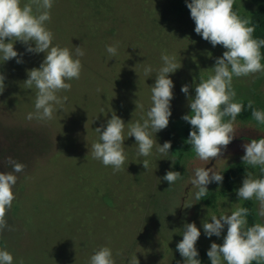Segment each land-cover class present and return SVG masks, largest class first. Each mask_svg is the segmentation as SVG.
I'll use <instances>...</instances> for the list:
<instances>
[{
	"label": "rangeland",
	"instance_id": "obj_1",
	"mask_svg": "<svg viewBox=\"0 0 264 264\" xmlns=\"http://www.w3.org/2000/svg\"><path fill=\"white\" fill-rule=\"evenodd\" d=\"M233 10L251 17L253 36L264 39V0H234ZM50 16L46 26L53 43L83 49L81 74L68 81L70 90L57 93L67 100L52 120H29L35 90L24 81L44 54L25 53L20 64L15 59L0 63V171H11L9 158L25 165L16 173L14 200L4 217L12 230L0 232V248L13 255V264H88L102 246L112 249L115 264H183L176 244L184 224L195 221L200 227L208 210L230 214L243 206L236 189L246 171L260 176L259 168L245 166L241 156L243 143L264 136L247 106L252 101L253 108L264 111V72L233 78V100L244 106L233 122L234 139L218 157L202 161L185 142L191 126L181 116L190 108L180 88L188 84L194 96L195 83L212 72L225 49L195 33L185 0H54ZM109 44L117 45L116 57L106 52ZM14 47L24 52L19 41ZM162 53L182 63L170 74V122L156 136L152 133L160 144L171 141L170 152L160 154L154 145L149 157H137L134 137L125 135L126 160L114 172L91 156V144L99 138L95 129L113 112L125 123L141 120L151 105L150 88ZM261 53L264 64V47ZM147 65L152 76L144 72ZM142 159L150 161L147 170ZM203 166L223 171L224 180L209 184L207 195L196 201L191 179L194 169ZM169 170L181 173L171 186L162 179ZM251 201L254 223H264L256 214L259 203ZM212 241L222 243L223 234L207 238L201 227L196 246L202 264H210L206 252Z\"/></svg>",
	"mask_w": 264,
	"mask_h": 264
},
{
	"label": "clouds",
	"instance_id": "obj_2",
	"mask_svg": "<svg viewBox=\"0 0 264 264\" xmlns=\"http://www.w3.org/2000/svg\"><path fill=\"white\" fill-rule=\"evenodd\" d=\"M185 2L195 24V33L213 47L220 45L225 49L215 59L212 72L207 77L201 75L199 82L195 83L194 96L189 94L188 84L180 88L188 97L190 108V112L181 116L191 126L185 142L191 145L196 158L209 162L218 157L234 139L233 122L244 107L242 103L233 100L236 96L232 87L233 78L264 72V64L261 63L264 39L253 36L255 25L251 17L239 16L233 10L234 0ZM53 3L54 0H28L27 3H22V0H0V63L15 59L20 64L23 63L25 53L44 54L39 67L27 70L24 81L28 89L35 90V111L28 113L26 118L29 120L34 116L42 121L52 120L67 100L66 96L60 97L57 93L70 90L71 84L68 81L79 79L81 74L79 57L85 54L83 49L77 47L73 51L54 44L53 33L46 26V22L51 19ZM18 41L25 45L24 52L14 47ZM106 52L110 57H116L117 45H106ZM160 59L161 66L156 70L155 82L150 88L151 105L141 120L125 123L113 112L106 124L95 129L99 138L91 144V156L104 166H111L114 172L120 171L126 160L123 147L125 135L127 138L134 137L137 157H149L154 145L160 154L170 152L171 141L160 144L153 139L152 133L156 136L170 122L171 102L174 98V81L170 74L181 68L182 63L177 62L175 55L168 53H162ZM144 72L152 76L153 69L147 65ZM252 103L249 101L247 105L252 108L251 116L258 127H264V111L253 108ZM138 107L143 109L144 106L136 103ZM225 117L229 119L224 120ZM242 148L243 164L259 168L260 173L264 174V136L243 143ZM8 163L11 171H0V232L12 230L4 217L14 200L16 173H21L25 167L12 158L8 159ZM140 163L145 170L149 168L148 159H142ZM180 174L169 170L162 179L171 186L180 178ZM223 180V171L214 170L213 167H196L191 179V185L196 188L194 199L200 201L207 195L209 184L221 185ZM236 195L239 201L255 199L259 203L256 214L264 217V175L257 178L246 171L241 186L236 189ZM248 215L249 209L243 206L236 207L230 214L222 212L217 215L208 210L207 218L200 227L195 221L185 223L182 239L176 244L183 264H202L196 246L201 236V227L207 238L223 234V242L218 244L212 241L206 252L210 264H264V223L257 222L248 226ZM13 259L6 248H0V264H13ZM88 264H115L112 249L102 246L95 250Z\"/></svg>",
	"mask_w": 264,
	"mask_h": 264
},
{
	"label": "trees",
	"instance_id": "obj_3",
	"mask_svg": "<svg viewBox=\"0 0 264 264\" xmlns=\"http://www.w3.org/2000/svg\"><path fill=\"white\" fill-rule=\"evenodd\" d=\"M260 34H262L264 36V20H263L262 26L260 28ZM261 175H264V174L260 173V176ZM231 176H232L231 172H228V174L226 175L227 178H229ZM243 207H247L249 209V215L247 217V220H248V226H251L254 223L252 201L251 200L245 201V203L243 204ZM199 259L201 260V253L200 252H199Z\"/></svg>",
	"mask_w": 264,
	"mask_h": 264
}]
</instances>
